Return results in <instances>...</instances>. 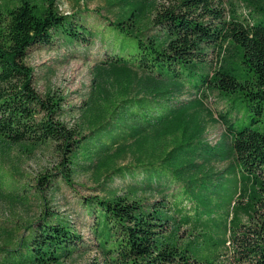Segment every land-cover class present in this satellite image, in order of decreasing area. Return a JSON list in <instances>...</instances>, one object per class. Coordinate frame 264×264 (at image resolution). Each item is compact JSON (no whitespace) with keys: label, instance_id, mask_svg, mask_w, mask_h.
Returning a JSON list of instances; mask_svg holds the SVG:
<instances>
[{"label":"trees","instance_id":"trees-1","mask_svg":"<svg viewBox=\"0 0 264 264\" xmlns=\"http://www.w3.org/2000/svg\"><path fill=\"white\" fill-rule=\"evenodd\" d=\"M58 1L0 0V140L53 143L61 157L59 174L67 183L73 174L96 168L107 170L110 178L141 172L150 176L151 185L191 157L203 130L194 134L187 126L172 147L136 144L131 150L137 164L114 166L124 145L150 139L169 120L181 121L177 107L161 104L159 97L173 84L235 94L251 123L241 126L238 118L221 115L231 148L209 153L233 157L236 166L229 172L235 176L227 179L233 196L219 220L206 212V205L191 217L165 198L150 202L137 198L133 189L110 191L86 202L93 218L90 244L71 218L46 202L22 238L0 245V264H63L89 249L103 254L99 264H264V129L253 126L264 111V17L227 10L223 0H119L127 18L108 24L122 39L105 63L147 75L157 84L156 93L133 97L121 91L95 103L83 127L89 129L86 135L60 120V99L40 96L26 62L39 49L89 45L94 36L81 13L66 14ZM51 176H40L39 184L51 186Z\"/></svg>","mask_w":264,"mask_h":264},{"label":"rangeland","instance_id":"rangeland-1","mask_svg":"<svg viewBox=\"0 0 264 264\" xmlns=\"http://www.w3.org/2000/svg\"><path fill=\"white\" fill-rule=\"evenodd\" d=\"M117 2L119 0H59L62 11L81 13L93 28L94 36L89 45L59 44L39 49L26 59L35 75L40 96L60 99L64 107L60 120L68 127L82 128L86 135L89 129L83 127L88 124L95 103L106 101L121 91L133 97L156 93L153 90L157 84L147 75L136 69L115 68L105 63L118 51L122 39L119 31L108 24L127 18L126 11ZM223 3L227 10L235 8L243 16L252 13L256 19L264 17V0H223ZM165 88L168 93L159 96L161 104L175 105L178 116L183 115L181 121L169 120L150 139L124 145L114 166L136 165L134 149L131 150L136 144L152 149L172 147L181 128L189 126L192 133L203 131L201 136L195 137L194 154L169 167L168 178L154 179L151 185L148 184L150 176L141 172L126 178L120 174L110 178L107 170L98 172L96 168L73 174L69 184L59 174L61 157L53 143L31 146L0 140V245L9 239L22 238L27 224L39 216L46 202L71 218L76 229L91 239L92 244L93 218L86 202L92 197L105 198L110 191L124 194L133 189L137 198L150 202L165 198L174 210L190 212L191 217L195 216L198 206L206 205L210 207L206 212L214 213L219 220L229 202V194L230 198L233 196V186L227 179L235 176L230 173L236 166L233 157L210 155L231 148V138L221 115L229 114L232 120L238 118L241 126L250 124L251 117L235 94L225 96L207 88L196 92L188 86L175 84ZM253 126L264 129V111ZM48 174L52 175L53 184L44 188L43 183L39 184V177ZM242 221L247 222L246 216ZM186 228L184 225L182 230ZM101 254L98 249H89L66 259L63 264H99L103 260ZM229 255V252L224 254L226 258Z\"/></svg>","mask_w":264,"mask_h":264}]
</instances>
